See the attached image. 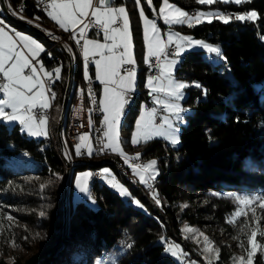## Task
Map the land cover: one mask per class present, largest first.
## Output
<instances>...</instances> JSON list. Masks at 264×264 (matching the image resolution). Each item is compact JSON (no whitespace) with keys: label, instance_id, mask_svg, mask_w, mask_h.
I'll use <instances>...</instances> for the list:
<instances>
[{"label":"trees","instance_id":"1","mask_svg":"<svg viewBox=\"0 0 264 264\" xmlns=\"http://www.w3.org/2000/svg\"><path fill=\"white\" fill-rule=\"evenodd\" d=\"M161 1L152 0L155 10ZM170 1L185 10H193L192 14L199 7L218 8L228 14L254 9L258 18L247 22L232 19L227 24L213 18L211 23L205 20L193 27L174 25L195 37L218 43L226 59H212L211 54L203 53L200 48L190 49L179 58L175 75L188 80L189 84L199 83L202 88L191 86L186 89L182 103L190 105L191 110L184 113L186 120L180 125L177 145L173 146L160 137L136 145L127 142V138L124 140L125 145L141 149L142 159L150 155L157 157L161 168L152 182V190L161 203L158 205L143 185L130 183V189L147 202L150 209L147 211L123 198L104 182L94 179L90 186L96 204L77 201L70 209L66 201L64 225L61 223L62 196L58 186L62 183L65 165L56 141L55 127L66 81V57L60 46H51L41 34L15 22L0 10L5 21L31 33L44 43V47L50 46L49 51L39 57L45 68L63 65L61 79L52 86L56 98L50 101V108L57 115L55 119L50 115L48 124L53 140L29 135L19 129L17 122L8 124L0 120V232L8 236H11L10 232L15 234L7 237V241L10 240L7 248L0 247V264L22 263L23 255L15 245L23 251H34L43 245L51 247L33 264H112L113 257L118 264H181L165 252L162 238L180 239L184 242L187 257L209 264L203 255L198 254L194 241L182 235L183 224L213 221L225 229L238 227L228 223L227 219L237 209V202L227 194H264V115L260 113L264 112V0H244L241 4L215 0L203 5L198 0ZM6 2L23 17L34 18L43 28H53L54 22L45 10L36 7L35 0ZM134 2L112 0V3H124L127 7L136 63L135 93L124 111V129L133 124L141 99L149 100L144 83L148 67L143 64L144 43ZM146 12L151 14V8L147 6ZM66 33L52 29L51 34L59 38ZM70 37L65 36L62 42L72 47L70 56L75 59L71 58L67 102L59 131L65 142L66 150L62 143L65 154L72 163L66 177L65 199L74 167L88 165L96 169V165L109 162L116 169L115 162L120 160L117 154L101 161L86 154L77 156L73 142L66 139L65 127L75 99V86L83 84L81 57ZM48 52L52 53L51 57ZM94 86H97L95 80ZM203 89H206V95ZM118 174L122 173L119 171ZM41 185H44L43 189ZM41 211L45 212L44 216H40ZM7 215L21 223L19 234L12 228L17 224L8 220ZM122 242L132 243V247L125 248ZM261 254L260 250L256 251L254 264H264ZM228 257L227 250L221 246L216 261L210 264H223Z\"/></svg>","mask_w":264,"mask_h":264},{"label":"snow or ice","instance_id":"2","mask_svg":"<svg viewBox=\"0 0 264 264\" xmlns=\"http://www.w3.org/2000/svg\"><path fill=\"white\" fill-rule=\"evenodd\" d=\"M39 2L45 4L47 15L51 20L55 21L65 32H71L70 38L75 41L77 48L82 52L85 80L91 85L88 70L89 63H94L96 80L104 86L103 96L99 101H97L92 88L90 86L88 88V96L94 106L89 109V112L103 113L101 128L97 130L101 133L96 137L97 147H93L89 133H83L79 137L81 142L75 144V154L91 156L94 152L106 150L116 153L132 170V174L138 177V182L151 190L153 184L149 181H155L159 175V169L156 167L157 160L133 163L132 161L139 160L141 154L137 153L134 157L128 156L121 147L122 141L119 135L121 118L130 93L134 90L136 78L135 60L130 52L131 33L126 8L124 6L113 7L112 0H39ZM198 2L202 5L212 4L215 0H198ZM225 2L241 4L244 0H225ZM151 3L152 0H148L149 6ZM136 4L139 6L140 0H136ZM167 9H174V12H167ZM9 11L16 15V12L11 9V5H9ZM157 16L162 17L164 24L169 28L165 34L166 40L160 35V29L156 22ZM140 17L143 21L144 41L147 48L145 63L149 64L150 70L152 67L157 69L155 74L148 76L146 87L150 90L149 95L152 96L153 103L158 105L162 112H159L157 107L145 108L136 121L131 142L136 145L160 137L175 146L180 142L179 126L184 122L182 113L188 111L179 103L184 98V90L191 86L202 88L199 83L189 84L175 78L174 70L179 63V58L183 53L195 47L203 48L209 54H215L217 59L226 58L222 56L218 46H210L191 36L171 31L172 26L186 24L188 27H193L205 20L211 23L213 18L220 19L225 24L232 19L240 22L255 21L258 18L257 12L249 11L241 14L197 12L190 15L174 4H170L169 0H163V6L159 13L154 12L152 19L145 16L143 9L140 11ZM20 18L24 19L22 16ZM27 22L33 23L32 20ZM3 24L4 22L0 20V25ZM92 29L96 30L97 36L103 33L104 43L87 38L86 30L91 31ZM10 31L11 34L5 30L4 26H0V93L3 94L0 97V120L5 123L18 122L21 125V131H25L29 135L48 136L49 131L46 127L48 118L44 110L50 108V101L56 98L52 86L61 79L63 65L57 66L51 71L45 70L39 60L40 54L46 51L45 47L30 35L15 29ZM49 35L52 36L50 33ZM52 38L58 39L55 36ZM64 48L70 55L72 54V47L65 44ZM47 55L51 57L52 53L48 52ZM96 55H99L100 59H94ZM153 57L155 58L154 63L151 61ZM71 58L75 59V56H71ZM121 69L125 75L120 74ZM203 92L206 95V89H203ZM80 94L83 97V89ZM8 109L11 111H7ZM88 127L93 128L91 117L88 119ZM82 149L86 151L82 152ZM89 176H91L89 172L77 176L76 187L80 193L90 196L89 188L85 182ZM102 176L121 196H130L127 188L116 180L108 168L102 170ZM43 187L44 185H41V189ZM227 195L238 202V210L233 214L234 216L242 214L239 210L240 205L249 206L253 202H259L260 208L264 209V194L241 196L228 193ZM153 199L158 205L161 203L155 193H153ZM134 202L143 207L138 200ZM39 214L44 216L45 212L41 211ZM243 214L246 215V213ZM7 219L12 220L13 217L7 215ZM232 222V219L228 220V223ZM188 231L194 230L188 229ZM257 235L258 232L254 229L248 236L251 251L247 253V264H253V257L257 249L264 250V245L258 244L255 239ZM259 235L264 237V231H260ZM204 239L205 246L202 254L210 253L212 251L209 247L211 241L207 237ZM162 242L170 243L165 242L163 238ZM122 245L129 249L132 247V243L122 242ZM240 247L244 248L245 246L241 243ZM176 249H179V245L167 246L165 252L181 259V264H187V261L182 259L187 254L182 249H179V252ZM215 251L218 253V249ZM238 259L243 264L245 258L239 257ZM112 264H118L114 257ZM191 264H196V262L192 261Z\"/></svg>","mask_w":264,"mask_h":264},{"label":"rangeland","instance_id":"3","mask_svg":"<svg viewBox=\"0 0 264 264\" xmlns=\"http://www.w3.org/2000/svg\"><path fill=\"white\" fill-rule=\"evenodd\" d=\"M5 2H6V0H5ZM169 3L170 4H174L176 7H179L183 11H186L185 8H183V7L175 4L174 2H172L170 0H169ZM6 5H7L8 9H9V5L7 4V2H6ZM112 6L113 7L124 6L126 8V11H127V14H128V19H129V24H130V33L132 34L131 22H130L129 13H128V10H127L126 5L124 3H112ZM134 6L136 7V12H137V16H138V23H139L140 28H141V33H142V38H143V43H144V45H143V64L146 65V64H148V63H145V56L147 55V48H146V44H145V41H144L143 21H142V19L140 17V11H141V9H143L145 16L147 18H149V19H152L153 18V15H154V12L156 14L159 13L160 8L163 6V0L161 1V4H160L158 10H155L153 8L152 3H151V6H149L148 0H140L139 6L136 4V0H135ZM147 6L149 8H151V10H152V13L151 14H148L146 12ZM11 9L17 12V10H15L14 7H11ZM0 10H2L1 7H0ZM166 11L167 12H174V9H167ZM249 11H255V10L254 9L243 10V11L239 12L238 14H241V13H244V12H249ZM186 12H188V10ZM197 12H214V13L215 12H220V13H223L218 8H213V7H207L205 9H204V7H199V8L196 9L195 13H197ZM18 14H20V13H18ZM189 14H192V13H189ZM20 15H17L16 14L14 16L21 17ZM24 19L25 20H28L25 17H24ZM159 20H161V21H159ZM156 22H157L158 28L160 29V35H161V37L166 40V35L165 34L169 31L168 26L164 24L163 18L160 17V16H157ZM8 24H10V23L8 22ZM10 26L14 29V26L15 25L10 24ZM171 31L178 32L181 35L191 36L193 39L203 41V42L207 43L210 46H214V47L215 46H218L219 47V44L216 43V42H211L208 39H206L205 37H195V36H193L189 32L181 31L180 29H178L174 25L172 26ZM30 36H32V35H30ZM89 37H92V36L87 35V38H89ZM36 40L38 42H40L44 46V43L42 41H40L37 38H36ZM49 44H51V42ZM49 47L45 46V49L48 50ZM196 48H200V47H195L193 49H196ZM200 49H202V52L203 53L209 54L203 48H200ZM132 55H133V58H134V54L133 53H132ZM210 57L212 59H217L215 57V54H211ZM39 60H40V58H39ZM134 60H135V58H134ZM40 62H41V60H40ZM146 66L148 67V65H146ZM55 67H57V66L53 65L50 68H45V67L44 68L47 71H51ZM81 68H82V70H84V61H83V63H81ZM156 72H157V69H156ZM156 72L152 73V72H150V69L147 68V70L145 71V75H144V83H145V85L147 84V78H148V76L149 75H153ZM174 76H175L176 79H178V80H180L182 82L189 83L188 80H185V79H183L181 77H177L175 75V70H174ZM135 82H136V78H135ZM103 87L100 90V99L103 96ZM79 88H80V85H76L75 86L74 98H76L79 95L78 94L79 93ZM134 91H135V86H134V90L132 92L135 93ZM149 91L150 90L148 89V92ZM2 95L3 94L0 93V97H2ZM185 95H186V89L184 90V97H185ZM161 98H164V97H161ZM131 100H132V96H130L128 98V103H130ZM149 102H150L151 106H148V103ZM128 103L125 105L124 111H125ZM179 103L181 104V106L183 108L187 109L188 111L191 110L190 105H187V104L186 105L185 104L183 105L182 100ZM54 104H55V102H54ZM156 106H158V105H156V104L153 103L152 96L149 95V100H146V99L142 98L141 101H140V104H139V108H138L137 114H136L135 119L133 121V124L131 125V127L129 129H124V127L122 126V122H123V118H124V112H123V116L121 118V127H120V130H119V135H120V140L122 141L121 147L123 148L124 152L128 156L134 157V155H136L137 153H140L141 149L139 147H137V146L136 147L135 146L132 147V146H129V145H125L124 144V140L127 138V142H129L132 145L131 138H132L133 132L135 131V124H136L137 119H139L141 113L145 110V108H151V107H156ZM7 111H11V110L8 109ZM188 111H186V112H188ZM45 112L47 113V110ZM186 112H184V113H186ZM46 113H45V115H46ZM184 113H182L183 116H184ZM260 113H261V115H264V112H260ZM52 115H53L52 117L55 119V117L57 115V112L56 111H53ZM89 117H91L92 121L94 120L93 115L90 114V113H89ZM89 117H88V119H89ZM57 118H58V115H57ZM57 118H56V120H57ZM102 120H103V113L100 114V122ZM185 120H186V117L184 116V122H185ZM157 122L159 123V120H157ZM8 124H10V123H8ZM61 124L63 125L62 116H61ZM18 126H19V129H21V125L19 123H18ZM46 127H47V129L49 131V135L48 136H43V137H47L48 139L52 138V140H53L54 136H52V134H51V129L49 128L48 120H47ZM179 130H180V126H179ZM64 136H65V133H64ZM60 140H61V143H63V140L61 139V137H60ZM56 141H57V138H56ZM76 143H79V142H74L72 144L74 151H75V144ZM63 144L65 146V142ZM65 150H66V146H65ZM60 153H61V151H60ZM110 154L113 155V156L116 155V153H113L111 151H110ZM131 155H133V156H131ZM87 156L88 157H92L94 160H100L101 161V160H105L106 158H108L109 157V154H101L100 155V154L93 153V155H91V156L87 155ZM87 156H85V158H87ZM139 158H141V157H139ZM152 159L157 160V157L155 155L145 156L142 159L143 160L142 163H146L147 161L152 160ZM118 161H121L123 163L124 167L126 168L127 173L125 175H122V174L119 175L118 174V172H119L118 171V168L115 169L109 162H102V163L96 165L95 168L97 170H100L101 171V174H102V170L104 168H108L110 170V172L116 177V180L119 183H121L123 186H125L127 188L128 192L130 193V196H122V197L125 198V199H127V200H129V201H131L136 206H138V205L134 201L138 200L140 202V204L143 205V207H141V208H143V209H145L147 211H150V209L148 208L147 202L146 201H143L140 198V194L138 192H135L134 190L130 189V183H132V182H138V177H135L132 174V170L124 163L123 159L120 158V160H118ZM71 165H72V163H70V167H71ZM156 167L159 170L161 168V166H159L158 163H157ZM69 170H71V168ZM91 170H93V168L92 167H89L88 165H84V166H81V167H74V170L72 171L71 176L69 177V194H68V196L65 199V202L66 201L68 202V204L70 206V209H72L74 207V205L76 204L77 201H83L84 203H86L88 205H95L96 204V201H95L94 197L92 196L94 190L90 186L91 176H89L88 178H86V181H85L86 184H87V186H88V188H89L90 196L89 195H86V194H83V193H80L79 190H78V188L76 187V178H77V176H79V175H81L82 173H85V172H89L90 173ZM125 178L128 179L129 181H127ZM97 180H98V182H104L106 185H108L109 187H111L107 183V181L103 178L102 175ZM61 181H62V179H61ZM149 182L152 183L153 181H149ZM139 184H141V183H139ZM141 185H143V184H141ZM67 186H68V184H67ZM143 186L146 187L145 185H143ZM60 187H61V184H60ZM111 188H113V187H111ZM149 191H150L151 194L154 193V191L152 189L151 190L149 189ZM60 192H61V196H62V191H60ZM151 194H150V196L153 198V196ZM237 195L243 196V195H257V194H254V193L253 194H245V193L238 192ZM237 204H238V202H237ZM237 210L238 209H236V211ZM239 210L242 212L241 215H239V216L232 215L231 217H229L227 219V220L232 219L233 222L232 223H229V224H231V225H237L238 227L232 226V227H229L228 229H225L221 224H217L216 222H213V221H201V222L195 223V224H193V223H184L183 224V226H182V235L184 237H186L187 239H190L191 238L194 241V244H195V247H196V250H197L198 254H201V255H203L206 258V263H209L210 264L211 262L213 263V262L216 261V259L218 257V253L215 251V249H218V252H219L220 247L222 246V247H225V250H227V252L229 254V257H228L227 261L225 263H223V264H241V261L238 259L239 257H244L245 259L243 261V264H247V253H248V251H251V246L248 243V236L251 235V232L254 229L257 230V232H258V235L255 237L257 243L260 244V245H264V237H261L259 235V232L260 231H264V209L260 208L259 202H253L249 206L240 205L239 206ZM243 213H246V215H244ZM11 221L12 222H15L17 224L16 227H12V228H13V231H16L17 234H19V231L21 229L19 227V225L21 223L18 220H15V219H12ZM257 221H258V223H257ZM61 223H62V219H61ZM188 229H193L194 231H188ZM10 234H11V236L10 235L8 236V235H3L0 232V239L2 240V242L0 243V247L7 248L6 246H9V244H7V243H10V240L7 241V237H12L13 235H15L14 232H10ZM204 237H207L208 240L211 241V244L209 245V247H210V249H212V251H210V253L202 254V250H203V248L205 246V239H204ZM164 241L165 242H170V243H164V250H165V248L167 246L179 245V249H182L183 252L187 254L186 249L183 248L184 242L181 241L180 239H176V238H173L172 239V238H170V239L164 240ZM241 243L244 244V246H245L244 248H241L240 247V244ZM46 246H48V245H46ZM15 247H16V250H20V252L23 255V258L24 259L32 252V251H27V250H24V251L21 250L20 249L21 247L19 245H15ZM179 249H176V250L179 252ZM257 250H260L261 253H262L261 255L264 256V250H262V249H257ZM8 257H11V255L9 254ZM174 258L177 261H181V259H178L176 257H174ZM234 258H237V259H234ZM182 259L183 260H186L187 261V264H191L192 261H195L196 264H203L200 261L201 259L199 260L197 258H190V257H187L186 256V257H183Z\"/></svg>","mask_w":264,"mask_h":264},{"label":"built area","instance_id":"4","mask_svg":"<svg viewBox=\"0 0 264 264\" xmlns=\"http://www.w3.org/2000/svg\"><path fill=\"white\" fill-rule=\"evenodd\" d=\"M35 5H36V7L38 9L46 10L45 4L40 3L39 0H35ZM193 12H194L193 10H190V9L188 10V13H193ZM18 15H20V14H18ZM20 16H22V15H20ZM92 31L96 32L95 29H92ZM81 43H82V41H81ZM46 51H49V50L46 49ZM151 61L154 63L155 58L154 57L151 58ZM128 67H131V66H128ZM148 68H149V64H148ZM150 72H152V73L156 72V68L152 67ZM82 75H83V84H82L81 90L83 89V97H81V94H79V97L77 99V103L75 105V112L73 114V117H72L71 124H70L69 128L71 130V133H72V136H73V140L75 142H81L79 140V137L83 133H89L92 145L95 148L96 147V137L98 135H101V133H99L97 131L98 129L101 128V122H100V120H98V116H100L101 112H99V111H91V112H89V109L94 108V106L91 104L89 96H88V88H89V86L95 92L96 99H97V93H96V88L94 86L93 77L90 74H88L91 77V85H89L88 81H86L85 78H84V70L82 72ZM148 106H151V104L148 103ZM156 107H157L159 112H162V109H160L159 106H156ZM34 111H37V110H34ZM86 113H94V120H93V128L92 129H90L88 127V122H86ZM157 120H159V119L157 118ZM64 155H65V152H64ZM76 160H78V159H76ZM134 163H138V160L134 161ZM90 173H91V176H101L102 175L100 170H91ZM64 187H65V185H64Z\"/></svg>","mask_w":264,"mask_h":264},{"label":"water","instance_id":"5","mask_svg":"<svg viewBox=\"0 0 264 264\" xmlns=\"http://www.w3.org/2000/svg\"><path fill=\"white\" fill-rule=\"evenodd\" d=\"M0 7L2 9V12L6 15H8L12 20H14L15 22H18L20 24H23L29 28H31L32 30L38 32L39 34H41L43 37H45L47 40L52 41L54 40L52 37H49L47 35V33L45 32V29L42 28L41 26H39L38 24H36V22L33 21V23L29 24L27 21L28 20H23L20 17L14 16L13 14L10 13L8 7L6 6V2L5 0H0ZM57 44L62 47L65 57H66V62H67V71H66V81H65V85H64V90H63V94H62V98H61V105H60V111H59V115L58 118L56 120V128H55V133H56V138H57V143L60 149H62V143L60 140V127H61V116H62V108L65 105V101H66V95H67V88H68V84L70 81V75H71V56L70 54L66 51V49L63 47V44L58 41ZM62 158L64 161V172H63V176H62V181H65L68 171H69V160L66 158V156L62 153ZM65 190L62 193V204H61V210H62V214H61V219H62V225H64V213H65ZM49 249H51V247L48 246H41L36 248L34 251H32L23 261L21 264H33V262L40 257L41 255H43L46 251H48Z\"/></svg>","mask_w":264,"mask_h":264},{"label":"crops","instance_id":"6","mask_svg":"<svg viewBox=\"0 0 264 264\" xmlns=\"http://www.w3.org/2000/svg\"><path fill=\"white\" fill-rule=\"evenodd\" d=\"M187 11V10H186ZM185 11V12H186ZM45 13H46V15H47V11L45 10ZM223 13H225V14H228L227 12H223ZM191 15V14H190ZM48 16V15H47ZM26 18V17H25ZM48 18H50L49 16H48ZM0 19L4 22V24L3 25H0V26H4L5 27V30L6 31H8L9 32V34H11V29H13L11 26H10V24H8V21H5L2 17H0ZM26 19H28V20H32V21H34V22H36L35 20H34V18H26ZM51 19V18H50ZM53 21V20H52ZM161 21V20H160ZM54 22V26H53V28L52 27H44V29H45V31H46V33H52V29H55L56 30V32H59V31H63V32H65L63 29H61L56 23H55V21H53ZM37 23V22H36ZM14 29L15 30H17V31H19V32H22V33H24V34H26V35H32L31 33H29L28 31H26L25 29H23V28H20V27H17V26H14ZM86 32H88V30H86ZM66 33V32H65ZM71 33V32H70ZM87 35H89V36H92V37H89V39H96V40H98L100 43H104V40H103V33H101L100 34V36H97L96 35V33H94V34H90V33H87ZM33 36V35H32ZM34 38H35V36H33ZM36 39V38H35ZM131 45H132V47L130 48V52L131 53H133L134 54V51H133V42H132V34H131ZM82 43H83V41H82ZM110 43V42H109ZM80 53H81V55H82V52H81V50H80ZM94 59H100V56L99 55H96L95 57H94ZM83 59L81 58V63H83V61H82ZM90 65H91V70H88V73L93 77V79L97 82V86H96V92H97V101H99L100 100V90L102 89V87H103V85L100 83V81H98V80H96V69H95V65H94V63H89ZM146 65H148V64H146ZM135 66V65H134ZM83 72V71H82ZM120 74L121 75H125V73H124V71L121 69L120 70ZM44 111H46V110H44ZM59 111H60V109H59ZM46 113V112H45ZM52 113H53V111H52V109L51 108H48L47 109V113H46V115H47V120H49V117H50V115L51 116H53L52 115ZM102 113V112H101ZM58 115H59V113H58ZM98 120H100V116H98ZM49 123V122H48ZM49 125V124H48ZM131 156H133V155H131ZM135 156V155H134Z\"/></svg>","mask_w":264,"mask_h":264},{"label":"bare ground","instance_id":"7","mask_svg":"<svg viewBox=\"0 0 264 264\" xmlns=\"http://www.w3.org/2000/svg\"><path fill=\"white\" fill-rule=\"evenodd\" d=\"M7 6V5H6ZM14 11V10H13ZM10 13H12V11H10ZM17 14V13H16ZM18 15V14H17ZM25 20V19H24ZM46 32V31H45ZM65 36H71V33L70 32H67L65 35H63L62 37H59L58 39H54V40H52V41H49V42H51V46H55V45H58L57 44V42L58 41H60L62 44H63V38L65 37ZM59 46V45H58ZM63 47H64V44H63ZM61 49H62V47H60ZM76 48H77V46H76ZM63 50V49H62ZM77 51H78V53H79V55H80V57L82 58V56H81V54H80V49L79 48H77ZM132 67V66H131ZM83 71V70H82ZM70 82V81H69ZM68 86H69V84H68ZM81 88H82V85L80 86V88H79V93L78 94H80V92H81ZM67 92H68V88H67ZM130 96H134V93L133 92H131L130 93ZM78 97H79V95L75 98V100H73V102H72V104H71V107H70V111H69V115H68V118H67V122H66V127H65V129H66V139L69 141V142H75L74 140H73V136H72V133H71V130H70V128H69V126H70V124H71V120H72V117H73V114H74V112H75V105H76V103H77V99H78ZM66 102H67V95H66V101H65V105H66ZM65 105L63 106V108H62V114H63V110H64V108H65ZM90 114H92L93 115V117H94V113H90ZM88 117H89V113H86V122H88ZM96 147H97V145H96ZM60 151H61V155H62V153L64 154V150H63V147H62V149H60ZM82 151H85V150H82ZM102 153H104V154H109L110 156H113V155H111L110 154V151H108V150H106V151H103ZM65 156H66V154H65ZM66 158H67V156H66ZM68 159V158H67ZM133 163H134V161H132ZM143 162V160L141 159V158H139V160H138V163H142ZM115 166H116V168H118V170L123 174V175H125L126 173H127V170H126V168L124 167V165H123V163L121 162V161H116L115 162ZM69 169H70V161H69ZM93 170H97V169H93ZM101 176H91V180H94V179H98V178H100ZM153 184V183H152ZM64 185H65V187H64ZM66 179H65V181H62V183H61V187L59 186V190L60 191H62V193H63V191L65 190V192H66ZM64 202H65V199H64Z\"/></svg>","mask_w":264,"mask_h":264}]
</instances>
